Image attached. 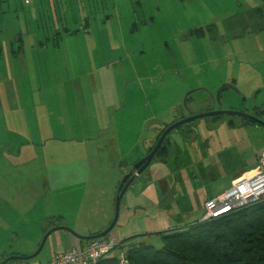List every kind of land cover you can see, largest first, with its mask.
<instances>
[{
	"label": "rangeland",
	"instance_id": "374dc122",
	"mask_svg": "<svg viewBox=\"0 0 264 264\" xmlns=\"http://www.w3.org/2000/svg\"><path fill=\"white\" fill-rule=\"evenodd\" d=\"M263 5L0 0V262L36 252L44 230L84 236L109 216L112 222L117 188L159 125L205 113L207 106L245 113L263 106L264 28L236 38L227 31L230 16ZM89 15L97 21L90 19L88 37L80 28ZM207 25L206 36L193 35ZM190 126L196 128L186 136L190 143L175 139L181 132L175 129L167 136L172 153L152 160L134 180L151 191H128V203L136 201L129 210L146 202L148 216L161 212L170 225L196 221L204 181L256 161L264 149V127L243 125L240 117L202 118ZM222 153L229 158L205 168V159L216 162ZM124 219L119 213L115 225ZM151 243L160 246L156 237ZM49 246L50 239L31 261L45 263Z\"/></svg>",
	"mask_w": 264,
	"mask_h": 264
},
{
	"label": "trees",
	"instance_id": "16d2710c",
	"mask_svg": "<svg viewBox=\"0 0 264 264\" xmlns=\"http://www.w3.org/2000/svg\"><path fill=\"white\" fill-rule=\"evenodd\" d=\"M25 1H27L25 4L28 5L29 0ZM263 6H254L250 12H239L230 16L227 21L233 24L227 30L229 36L232 38L242 37L246 31L252 30L258 32L263 29ZM248 25L253 26L251 28ZM211 27L210 25L201 26L194 29L192 33L197 37H204L206 36L204 32L209 31ZM215 35L216 33L207 34V36H212V38ZM190 98L188 96L186 101ZM255 108L263 110L261 113L264 115V105ZM204 111L209 112L210 109L206 107ZM218 118L220 116L211 117L213 120H217ZM180 119L178 118L169 124L158 127L157 132L154 134L152 146L147 151L150 152L162 132L169 125ZM241 121L243 122V120ZM229 125L232 126L233 122L230 121ZM244 125L262 126L252 122H246ZM187 127H191L190 123L177 127L176 130H185L183 133L186 136L191 135L193 132ZM167 143H170L168 137L164 139L153 160L155 158L158 160L159 158L164 159L170 154L171 150H169L170 147L168 149ZM153 202H156V200ZM180 224H171L169 229L163 231L133 235L119 242L114 240L115 245L111 251L99 258L94 264H264V200L242 209L234 210L218 218ZM109 225L110 223L104 229ZM104 229L96 232V234L101 233ZM45 233L46 231L44 230ZM153 237L158 239L159 247H155L151 243V238ZM109 238V234H107L100 239L90 241L79 240L85 243L84 247L70 249L84 251L93 241H103ZM50 253L52 254L49 259L43 264H48L53 256L60 254H54L52 250ZM10 256H14V254ZM11 262H13L12 264H34L31 260ZM11 262L7 264H11Z\"/></svg>",
	"mask_w": 264,
	"mask_h": 264
},
{
	"label": "crops",
	"instance_id": "0c3cea01",
	"mask_svg": "<svg viewBox=\"0 0 264 264\" xmlns=\"http://www.w3.org/2000/svg\"><path fill=\"white\" fill-rule=\"evenodd\" d=\"M103 16L105 17L106 14H103ZM90 19L92 21H94V22L97 21L96 17H94V19H93V17L91 15H89L88 17H86L83 25L80 28L81 29L80 30L81 34L85 35V36H88V37L91 36V34H92L91 29L89 27ZM108 19L109 18H106V20H108ZM65 34L68 35V31H65ZM68 36H70V35H68ZM54 37H55V34H54ZM60 38L61 37L59 35V32L56 33V37L54 39L55 40H59ZM38 47L40 49L46 48L45 45L42 42L38 43ZM94 51H95V49H94ZM194 88H195L194 90L197 91V90L201 89L202 87H198L197 85H195ZM208 108H209V106H207V109ZM174 109H176V108H173L172 110H174ZM150 117H148V118H150ZM165 124H168V123H165ZM162 125H164V124H162ZM162 125H159V127L162 126ZM150 132L152 133L153 131H150ZM154 132H156V130H154ZM194 132H195V130L193 131V133ZM183 138L185 139V140H183L184 142L190 143V141L189 142L187 141V138H186L185 134L183 135ZM151 146H152V140L148 139V141L143 145V153H139L138 154V157H137L135 163L146 154L147 150ZM224 154L225 153L220 154L221 157L218 158L216 162L214 160L205 159V163H206V167L205 168L210 170V168H208V167H213V166L217 165L218 163L223 162L224 159H228L229 156L228 155L225 156ZM254 162H252V163H254ZM252 163H250V164H252ZM247 165H249V164H246V165L241 166V167L236 168V169H226V170L223 171L222 174L219 175V172H218L216 175H213V176L209 177L207 180H205L204 183L201 186V187H203L202 191H203L205 197H206V187L207 186H209L211 184H214V183L218 182L219 180H221V179H223L225 177H228V176H231V175L235 174L237 171L241 170L243 167H245ZM148 187L149 186H144L143 187L139 183H137V185L132 183L129 186V188L127 189V191L134 192L135 189H137L136 190L137 192L138 191L139 192L142 191L144 193L147 190H150ZM215 192H217V191H215ZM129 194H130V196L128 198H131L133 196V193L129 192ZM136 195H138V194H136ZM138 196H140V195H138ZM204 201H205V199H204ZM135 204H136V201H133L132 205H135ZM129 205H130V203H128V202L127 203H124L123 201L121 202L119 213H121L123 216H125V219L120 225H115V227L113 228L111 234H109V237L114 239V240H116V242H119V241L123 240L124 238L130 237V236H133V235L143 234V233H152V232H150L151 229L163 231V230H166V229L170 228L169 221L172 220V219L169 220L163 213L155 211L154 213L151 214V216L147 215V213H148L147 212V209H148V204L147 203L143 202L142 205L136 206L132 210H129ZM158 209L162 210V207L159 206ZM186 211H189V210L186 209ZM203 212H204V209H203ZM200 219L201 218H199L196 221H199ZM110 220H111V218L109 216V220H108V222L106 224L104 222L101 226H98V227L94 225L93 231H88V233H84L83 232V235L84 236H91V235L96 234V232L104 229L108 225V223H110ZM143 221L146 222L145 225H142ZM194 221L195 220L187 221V222L188 223H193ZM153 222L155 223L156 227H154L151 224ZM133 223H137L138 224V226L136 227L138 230L133 231V228H131V225ZM89 225H90V223H89ZM88 227L89 226H87V228ZM132 232H135V233H132ZM50 243H51L52 250L55 251V254L67 251L70 248H74V247L75 248H82V247H84V244H85V243L83 244V242H80L75 236H72L71 234L68 235L65 231H59V232H57L55 234H52L50 236ZM12 254H14V253H12ZM22 255H29V253L19 252L17 254H14V256H22ZM34 264H41V263L40 262H34Z\"/></svg>",
	"mask_w": 264,
	"mask_h": 264
},
{
	"label": "built area",
	"instance_id": "2783aa9c",
	"mask_svg": "<svg viewBox=\"0 0 264 264\" xmlns=\"http://www.w3.org/2000/svg\"><path fill=\"white\" fill-rule=\"evenodd\" d=\"M233 177L227 188L206 194L200 221L218 218L264 200V149L254 163L243 167ZM114 245L112 238L93 241L84 251L69 249L53 256L48 264H94Z\"/></svg>",
	"mask_w": 264,
	"mask_h": 264
},
{
	"label": "water",
	"instance_id": "95a60500",
	"mask_svg": "<svg viewBox=\"0 0 264 264\" xmlns=\"http://www.w3.org/2000/svg\"><path fill=\"white\" fill-rule=\"evenodd\" d=\"M216 116H232V117L245 118V119L253 120L256 123H258L264 127V121L258 120L254 116H250L244 112L234 111V110L209 111V112H205V113H202L199 115L189 116V117L184 118V119L182 118V119L172 123L162 132V134L160 135L159 139L157 140L155 146L150 150V152L146 156H144L142 159L138 160L132 166L129 173L124 175V178L121 181V183L119 184L117 191H116L114 218H113L112 222L110 223V225L106 229H104L99 234H95V235H91V236H80V235H77L75 232L70 231L66 228H54V229H51L44 234L36 252H34L33 254H31L29 256H9V257L5 258L2 262H0V264H7L11 261L32 260L33 258H35L39 255V253L43 249L47 239H50V236L52 234H55L59 231H65V232L68 231L70 234L74 235L80 241H90V240L100 239V238L106 236L107 234H109L113 230V228L115 227V224L117 222L119 205H120L121 200L124 199V195H125L126 190L134 182V180L137 179L148 168V166L150 165L153 158L157 155V153H158L164 139L167 137V135L170 134L172 131H174L177 127L183 126L185 124L191 123L193 121H196V120H199L202 118L216 117Z\"/></svg>",
	"mask_w": 264,
	"mask_h": 264
},
{
	"label": "flooded vegetation",
	"instance_id": "af4514ba",
	"mask_svg": "<svg viewBox=\"0 0 264 264\" xmlns=\"http://www.w3.org/2000/svg\"><path fill=\"white\" fill-rule=\"evenodd\" d=\"M194 31V30H193ZM193 35H194V33H193ZM195 36V35H194ZM209 109H210V111H213L214 110V108L213 107H209ZM261 111H263V110H257L255 107H254V110L252 111V112H246V114H248V115H250V116H254L256 119H258V120H262L263 121V119H262V117H263V115H262V113H261ZM241 112H244V111H241ZM245 113V112H244ZM219 117V116H218ZM221 117V116H220ZM182 119V118H181ZM241 120H243V122H242V124L244 123H246V122H252V123H255L256 124V122L255 121H253V120H249V119H245V118H241ZM243 124V125H244ZM189 130H191L192 132L195 130L196 131V129H195V127H193V126H191V127H187ZM185 130H182L179 134H177L176 135V137H175V139H178V141L180 142V141H183V140H185L184 138H183V135H184V132ZM156 144V143H155ZM155 146V145H154ZM153 146V147H154ZM148 152V151H147ZM146 152V154L144 155V156H146L148 153ZM143 156V157H144ZM142 157V158H143ZM142 158H140V159H142ZM139 159V160H140ZM131 170V169H130ZM127 173H129V171L127 172ZM126 173V174H127ZM125 174V175H126ZM126 199H122L121 200V202L123 201L124 203H127L129 200H130V198H128L129 196H130V194H128V191L126 190ZM147 199L149 200V201H151V202H153L154 200H153V198H152V195H148L147 196ZM120 202V203H121ZM146 203V202H145ZM144 205V204H143ZM132 206V203H130V205H129V208ZM119 209H120V205H119ZM118 214H119V211H118Z\"/></svg>",
	"mask_w": 264,
	"mask_h": 264
},
{
	"label": "bare ground",
	"instance_id": "6f19581e",
	"mask_svg": "<svg viewBox=\"0 0 264 264\" xmlns=\"http://www.w3.org/2000/svg\"><path fill=\"white\" fill-rule=\"evenodd\" d=\"M239 171H237L236 173H238ZM233 175L225 177L221 180H219L218 182L211 184L209 186L206 187V190L209 194L212 193H216L215 191L219 192L220 190L227 188L229 186V182L232 180Z\"/></svg>",
	"mask_w": 264,
	"mask_h": 264
}]
</instances>
